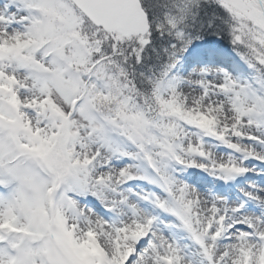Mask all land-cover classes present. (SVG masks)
<instances>
[{
  "label": "snow or ice",
  "instance_id": "snow-or-ice-1",
  "mask_svg": "<svg viewBox=\"0 0 264 264\" xmlns=\"http://www.w3.org/2000/svg\"><path fill=\"white\" fill-rule=\"evenodd\" d=\"M0 264H264V0H0Z\"/></svg>",
  "mask_w": 264,
  "mask_h": 264
}]
</instances>
